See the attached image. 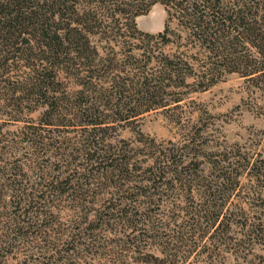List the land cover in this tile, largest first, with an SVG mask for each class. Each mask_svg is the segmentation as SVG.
<instances>
[{"label":"trees","instance_id":"trees-1","mask_svg":"<svg viewBox=\"0 0 264 264\" xmlns=\"http://www.w3.org/2000/svg\"><path fill=\"white\" fill-rule=\"evenodd\" d=\"M155 3L166 8L163 30H140L136 18ZM171 16L177 18L189 41L206 52L208 64H200L204 69L196 74L198 83H213L212 78L224 72H238L264 98V0H0V73L19 70L21 62L25 75L15 80L13 88L20 91L21 98L35 99L44 107L39 124L26 126L20 135L25 146L14 144L8 151H0V264L20 249L27 253L19 264L34 263L33 256L45 264H68L79 249H94L99 230L114 232L116 228L124 236L120 239L124 249L134 248L138 253L131 256L134 261L171 264L176 252L167 254L170 246L158 242L161 237L155 227L151 226L154 232L149 233L141 225H146L150 211L157 210L158 202L177 185L186 194L197 193L202 199L196 209L189 210L190 238L198 234L201 239L211 228L212 240L218 245L233 242V247L248 250L253 243L264 244V198H260L264 192V151L250 152L238 142L204 148L208 141H199L198 130L187 135L185 142L169 141V146L154 139L144 142L141 150L106 146L98 126L106 123L100 120L104 110L115 116L125 112L135 117L152 105L146 104L147 99L143 108L141 103L124 102L121 98L126 84L116 80L109 88H101L111 98L119 96L115 103L86 105L87 97L98 92L91 79L105 80L109 70L105 64L97 67L104 59L98 55L94 38L113 42L130 32L146 41L160 37L167 44L171 42L167 26ZM137 48L144 53L148 49ZM151 60L145 59L141 68ZM158 63L159 81L176 77L183 84L191 73H182V61L175 58L163 56ZM59 74L76 82L83 79L79 82L82 88L74 93L75 102L64 104L81 116L78 146L54 133L56 126L75 125L57 116L65 99L54 95ZM144 78L137 82L143 87L135 93L148 96L151 79ZM4 153L12 159L4 160ZM142 154L143 159L137 160ZM27 160L31 162H23ZM241 176L257 186L254 193L262 210L251 220L243 210L237 213L226 207ZM101 195L103 201L95 208ZM63 200L70 202L66 206L69 211L77 213L69 230L58 222ZM235 218L243 228V237L232 241L228 233ZM178 233L182 244H173L175 250L183 246V233ZM149 244L160 246L163 255H140L144 252L139 250ZM212 248L217 249L215 245Z\"/></svg>","mask_w":264,"mask_h":264},{"label":"rangeland","instance_id":"rangeland-1","mask_svg":"<svg viewBox=\"0 0 264 264\" xmlns=\"http://www.w3.org/2000/svg\"><path fill=\"white\" fill-rule=\"evenodd\" d=\"M165 20L166 8L162 3H155L146 14L136 18V24L142 31L156 33L163 30ZM167 26L171 40L167 44H163L160 37L146 41L138 35H131L130 32L113 42L94 38L93 43L99 49L98 55L104 59L97 67L101 68L102 64H105L109 66V70L105 80L91 79L98 92L87 97L86 105L101 106L109 101L115 103L119 98L117 94L111 98L107 91L101 90V88L112 86L114 80L126 84L127 91L121 98L124 102L130 101L131 105L134 102L141 103L143 108L147 99L146 104L152 105L151 109L135 117L126 116L125 112L122 113L124 116H115L111 111L104 110L100 120L106 123L98 125L101 126L99 128L104 137V145L126 146L141 150L144 142L154 139L163 146H169V141L177 144L185 142L184 138H187V135L198 130L199 141H208L204 148L207 145L215 146L216 144L231 146L238 142L245 144L250 152L264 151V98L260 91L253 88L250 81L238 72H224L212 78L213 83H198L196 74L204 69V66L200 64L202 62L203 65L208 64V60L205 59L206 52L199 48L198 44L189 41L176 17H169ZM138 46L147 47L146 53L142 48H137ZM163 56L181 60V72H191L186 76L183 84L176 77L158 80L156 77L160 75L158 59ZM149 57L152 60L148 62L146 68L144 67L145 71L142 73L141 70L144 68H141V65ZM21 64L19 62L17 65L19 70L12 69L6 73H0V151H8L14 144L25 146L20 140L23 129L29 125H38L39 118L43 116L44 107L41 102L39 104L35 99L27 101L20 97L19 90L13 88L16 86L15 80H20L21 76L25 75L23 74L25 67ZM144 76L151 79L152 92L148 96L146 93L142 95L135 93L137 89L143 87L137 82L145 80ZM56 79L57 91L54 95L65 98L62 99L64 101L62 110L57 116H61L65 121L70 119L69 124L75 125L56 126L54 133L60 140L65 139L73 146H78L80 138L78 135L82 130V126L79 125L81 116H77L76 109H70L68 106L65 107L68 108L66 111L64 104L70 105L75 102L73 101L74 93L82 88L83 85L79 82L83 79L76 82L73 77L64 74H59ZM85 93H89V90ZM143 157L142 154L137 160ZM4 158L8 161L12 159L7 153H4ZM23 162L30 163L31 160ZM255 190H257L255 182L247 176H241L233 195L227 200L226 207L237 213L243 210L247 219H253L257 211L262 210L258 207L260 201L254 193ZM108 195L109 193H106V196ZM189 196L177 185L158 202L157 210L150 211V218L146 225H141L149 233L153 231L151 226L155 227L154 231L156 230L161 237L157 239L158 242L162 241L170 246V249L166 251L167 254L176 252L177 257L171 264H264V244L262 243H253L248 250L236 247L235 244L233 247V242L218 245L216 240L215 242L212 240L211 235L214 230L211 228H208L201 239L198 234L190 238L189 223L192 219L189 210L196 209L202 199L197 193L195 196ZM261 197L264 198V192ZM102 201L103 196L95 208L99 207ZM60 206H63V209L59 213L58 222L63 228L69 230L72 227L70 220L76 218L77 213L66 208L70 206L68 200L61 201ZM151 207L154 208V205ZM140 210H145V207ZM235 221L236 223L231 226L228 233L232 241L243 237V228L236 218ZM179 231L183 233V246L175 250L172 247L173 244H182V241L177 238ZM53 233L51 237L54 236ZM134 234L137 233L134 232ZM123 237L117 228L114 232L101 229L97 232L94 249L91 251L79 249L78 254L68 264H151L134 261L131 256L138 253L133 251L134 248L130 249L131 251L124 249L120 240ZM36 240L39 238L37 237ZM213 245L217 247L214 251ZM159 248L158 245L149 244L139 252H144L140 255L150 252L162 256ZM28 251L36 252L31 248ZM50 252V250L47 251V253ZM26 253L27 251L20 249L4 264H19L26 257ZM33 257L34 263L30 262L31 264H45L36 256ZM166 260L168 261V258L164 257V261ZM165 264L170 263L165 262Z\"/></svg>","mask_w":264,"mask_h":264}]
</instances>
